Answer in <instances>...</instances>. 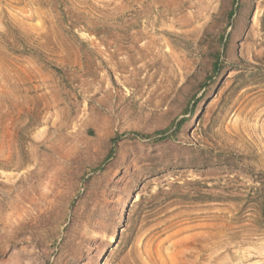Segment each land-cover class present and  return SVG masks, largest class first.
<instances>
[{
    "label": "rangeland",
    "instance_id": "374dc122",
    "mask_svg": "<svg viewBox=\"0 0 264 264\" xmlns=\"http://www.w3.org/2000/svg\"><path fill=\"white\" fill-rule=\"evenodd\" d=\"M260 173L264 0H0V264H264Z\"/></svg>",
    "mask_w": 264,
    "mask_h": 264
},
{
    "label": "trees",
    "instance_id": "16d2710c",
    "mask_svg": "<svg viewBox=\"0 0 264 264\" xmlns=\"http://www.w3.org/2000/svg\"><path fill=\"white\" fill-rule=\"evenodd\" d=\"M235 11H236V9L233 7L232 10H231L230 13H229V16L231 17L232 14H233ZM211 25H212V24H211ZM211 25H210V26H211ZM208 30H209V28H208ZM208 30H207V31H208ZM206 36H207V32H206V34H205V35L203 36V38H202V43H203L204 40L206 39ZM228 50H229V43L226 42V43L223 44V47H222V53L225 54V53L228 52ZM225 68H226V65H224V64L221 62L220 59H217V60L213 63V72H212V75L209 77L210 82H212V83H210L211 86H213V85L215 84V81H213L214 78H215V76L219 77V76L221 75V73L224 71ZM195 78H196V76L194 75V76H192V78H191L190 80H188V81L191 83V82L193 81V79H195ZM197 106H198V102H197V104H196L191 110L194 112V111L196 110ZM178 126H181V125L178 124ZM167 139H168V136L165 134L164 131L158 132V133L155 135V140H156V142H165ZM260 174L262 175V177H261V179H260L259 182H261V184H262V189H261V191H260L261 194H259L258 197H257V199H256V202H257L258 204H262V202L264 201V173H260ZM261 201H262V202H261ZM259 202H260V203H259ZM260 215H261V217H264V211H263V209H261V211H260Z\"/></svg>",
    "mask_w": 264,
    "mask_h": 264
}]
</instances>
